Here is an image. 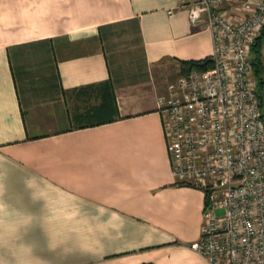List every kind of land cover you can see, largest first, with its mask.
Listing matches in <instances>:
<instances>
[{"label": "crops", "instance_id": "crops-1", "mask_svg": "<svg viewBox=\"0 0 264 264\" xmlns=\"http://www.w3.org/2000/svg\"><path fill=\"white\" fill-rule=\"evenodd\" d=\"M192 1L0 0V264H208L152 74L211 56ZM105 81L112 122L77 127L99 101L75 90Z\"/></svg>", "mask_w": 264, "mask_h": 264}, {"label": "built area", "instance_id": "built-area-1", "mask_svg": "<svg viewBox=\"0 0 264 264\" xmlns=\"http://www.w3.org/2000/svg\"><path fill=\"white\" fill-rule=\"evenodd\" d=\"M176 9L192 26L205 24L213 47V68L179 77L159 101L174 180L207 197L191 247L208 264H264V91L262 108L249 62L264 0H194Z\"/></svg>", "mask_w": 264, "mask_h": 264}, {"label": "trees", "instance_id": "trees-1", "mask_svg": "<svg viewBox=\"0 0 264 264\" xmlns=\"http://www.w3.org/2000/svg\"><path fill=\"white\" fill-rule=\"evenodd\" d=\"M264 43V27L260 36L252 44L250 50L249 62L253 70L254 81L256 82V93L259 96L260 106H263L262 95L264 91V57H262V48ZM180 76H188L190 72L201 73L213 68V61L210 57H205L201 60H177ZM78 96L86 95L87 98L93 96L99 101L98 105L88 106L84 113L79 114L77 119V127H89L104 125L112 122L116 115V110L112 109V94L109 81L91 84L75 90ZM263 108V107H262ZM76 119V117H75Z\"/></svg>", "mask_w": 264, "mask_h": 264}, {"label": "rangeland", "instance_id": "rangeland-1", "mask_svg": "<svg viewBox=\"0 0 264 264\" xmlns=\"http://www.w3.org/2000/svg\"><path fill=\"white\" fill-rule=\"evenodd\" d=\"M262 57H264V43L262 48ZM173 65L170 63L163 64V66L155 68L152 70V74L155 78V82L160 92H162L165 87L170 86L171 84H176L177 75L173 71ZM175 88V87H174Z\"/></svg>", "mask_w": 264, "mask_h": 264}]
</instances>
